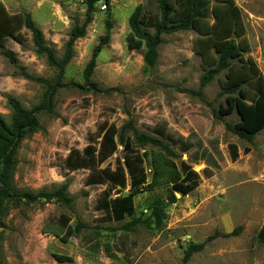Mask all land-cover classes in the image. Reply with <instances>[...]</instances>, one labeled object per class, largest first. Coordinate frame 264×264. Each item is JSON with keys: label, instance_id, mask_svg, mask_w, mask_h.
Returning a JSON list of instances; mask_svg holds the SVG:
<instances>
[{"label": "rangeland", "instance_id": "1", "mask_svg": "<svg viewBox=\"0 0 264 264\" xmlns=\"http://www.w3.org/2000/svg\"><path fill=\"white\" fill-rule=\"evenodd\" d=\"M84 1L0 0V7L15 18L8 23L0 12V22L18 30L15 37L0 41V115L7 122H11L9 97L28 109L41 105L47 90L43 81L54 84L57 75L44 57L36 55L24 16L31 15L61 58L74 24L85 20ZM170 1L180 18L185 0ZM209 1L210 10L195 29L164 37L157 65L149 69L145 47L133 49L130 44L129 18L143 5L144 29L153 33L159 18L158 0H111V41L98 56L92 77L101 92L59 89L54 111L39 115L41 130L26 139L18 153L17 189L38 193L69 182L75 201L70 207L55 201L5 202L0 214V264H184L188 246L207 241L187 264H264V243L258 238L264 226V130L252 143L227 130V123L240 120L237 113L219 114L225 105L226 97L220 93L227 73L199 94L200 78L216 65L217 43L230 26L234 31L229 40L238 48L231 76L250 79V83L259 75L264 79V0ZM100 6L103 3L97 6L86 36L74 45V57L63 79L66 85H84L85 69L107 32V9ZM23 71L33 80L26 79ZM245 89L252 99L253 87L246 84ZM130 119L140 132L156 135L165 130L166 141L179 155L172 163L178 170L183 161L192 166L200 183L189 195H176L178 201L168 204L171 185L156 179L150 155L146 162L150 186L133 198L134 216L116 221L103 209L104 202L129 195L130 187L88 185L91 170L72 172L67 158L72 151L83 154L89 145L98 150L102 127L120 129ZM185 144L193 148L184 153ZM230 145L239 151L236 162L231 160ZM145 151L154 158L160 155L150 147ZM123 155L120 148L100 168L108 164L115 168V159ZM159 164L157 168H165ZM205 169L212 171L211 178L203 173ZM159 200L164 202L167 218L161 228L149 227L145 224ZM135 218L145 224L134 231L123 230ZM80 224L85 228L69 236ZM239 228L236 236L225 237ZM59 255L72 261L59 263L55 258Z\"/></svg>", "mask_w": 264, "mask_h": 264}, {"label": "trees", "instance_id": "2", "mask_svg": "<svg viewBox=\"0 0 264 264\" xmlns=\"http://www.w3.org/2000/svg\"><path fill=\"white\" fill-rule=\"evenodd\" d=\"M99 1L101 0L84 1L87 8L85 20L82 24H74L69 40L64 45V54L61 58L47 43L43 31L36 25L31 15L28 14L23 18L24 27L32 35L36 55L44 57L48 66L57 70V75L54 84L49 81H43L47 86V90L41 105L28 109L17 98L9 97L8 105L11 109V122H7L0 115V214H2L5 202L25 201L26 204L30 205L38 201H55L70 207L75 201L69 193V182L52 190L34 193L31 191H20L16 188L14 180L21 145L26 139L41 130L39 115L54 111L55 96L59 89L66 87L76 88L85 94L101 92L100 84L94 82L92 77L97 67L98 56L111 41V31L114 28L111 0H102L103 6H100L107 9V32L95 47L92 58L85 69L84 85H66L63 83L66 68L74 57V45L79 39H83L86 36L87 29L92 24L94 14L98 10ZM185 2L186 7L183 10V15L179 18L180 15L177 8L174 7L170 0H158L159 18L154 24L153 33L144 29L146 16L143 5H139L131 14L129 18L130 44L133 49L145 47L144 62L147 68L152 69L157 65L159 48L163 45L165 36L195 29L201 19L207 16L211 6L209 0H185ZM0 12L4 14L8 23L15 20L2 7H0ZM215 16L219 21V16ZM17 31V29L11 28L9 24L0 22V41L6 36L15 37ZM233 31L234 29L230 26L227 35L217 43L218 61L213 68L207 70L200 78L199 94H202L221 74L227 73L226 86L220 93L221 96L226 97L225 105L220 107L219 114L221 116H229L237 113L240 118L239 122L236 124L227 123L226 128L241 140L252 143L255 137L264 130V79L262 75H259L250 83V79H234L231 76L233 61L238 56V48L234 40H229ZM7 56L13 59L12 54H7ZM23 72L26 79L33 80L25 71ZM246 84L251 85L255 91V96L252 99L249 91L245 89ZM164 132L165 130H158L155 133L156 135L140 132L131 119L120 129L115 125H105V127L101 128L102 140L99 149L97 150L93 145H89L83 154L72 151L67 158V166L72 172L90 169L91 173L87 179L88 185H109L111 189L119 188L121 190L130 187L129 195L104 202L103 209L116 221H122L125 217L134 216L133 198L140 194L143 189L150 186L146 162L151 155L152 159L150 162L155 170L156 179H162L166 185H171L168 204H175L178 201L176 195L185 197L196 190L200 183V175L184 161L181 163V170L177 169L171 159H176L179 155L170 143L166 141ZM147 147L157 150L160 154L159 157L154 158L152 153L149 154V152L145 151ZM120 148H122L124 155L122 159H115L116 167L113 168L111 164H108L107 167L101 169L100 167L103 164L114 158ZM191 148H193L192 144H185L182 146V151L185 153ZM229 149L232 162H236L239 158L237 147L230 145ZM245 152L247 154L249 151L246 150ZM159 163L165 165V168H157L158 165L161 166ZM212 163L213 165L215 164V162ZM203 173L208 178L213 176L212 171L209 169H205ZM163 205V201H156L151 209L148 223L145 224L141 218H135L124 225L123 230L134 231L136 227L142 224L161 228L167 218ZM81 228H85V226L78 225L74 233L70 231L68 235L79 233ZM240 230L241 228L236 229L234 232L225 235V237L236 236ZM258 238L264 243V226L259 232ZM207 242L189 245L184 253L183 263L187 264L195 254L202 252ZM55 258L59 263L72 261L71 257L65 255H59Z\"/></svg>", "mask_w": 264, "mask_h": 264}, {"label": "water", "instance_id": "3", "mask_svg": "<svg viewBox=\"0 0 264 264\" xmlns=\"http://www.w3.org/2000/svg\"><path fill=\"white\" fill-rule=\"evenodd\" d=\"M103 3V1L101 0V1H99V4L101 5Z\"/></svg>", "mask_w": 264, "mask_h": 264}]
</instances>
